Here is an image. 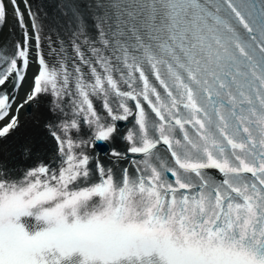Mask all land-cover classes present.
<instances>
[{
	"label": "snow or ice",
	"instance_id": "1",
	"mask_svg": "<svg viewBox=\"0 0 264 264\" xmlns=\"http://www.w3.org/2000/svg\"><path fill=\"white\" fill-rule=\"evenodd\" d=\"M64 7L71 55L46 54L29 0H0V32L21 30L0 46V141L43 107L55 144L0 162V264H264V0Z\"/></svg>",
	"mask_w": 264,
	"mask_h": 264
},
{
	"label": "bare ground",
	"instance_id": "2",
	"mask_svg": "<svg viewBox=\"0 0 264 264\" xmlns=\"http://www.w3.org/2000/svg\"><path fill=\"white\" fill-rule=\"evenodd\" d=\"M29 3L32 6V10L37 13L38 16V23L41 25L42 31L41 36L43 39V51L47 54L49 52L50 47H57L56 38L51 31L50 26L45 20L44 17V6L37 2V0H29ZM36 3V4H35ZM21 9H24V4H20ZM27 13H25V20L27 21ZM14 33V34H13ZM17 41L21 39V30L18 26H14V21L12 20L11 16H9L8 22L4 25L2 32H0V43H3L6 40ZM67 55H70L69 53ZM36 71V65L30 64V67L27 71V78L24 81L22 87L18 89L16 92L10 91L13 95L17 97L16 104L20 103L24 97L25 93L29 91L32 82L33 73ZM15 111V104H13V112ZM46 111L42 107L40 110L36 108H24L20 110L19 116L21 120V127L17 130L16 139L12 142V147L15 145V141L19 144H29L27 140L31 139L33 147L36 146L37 142L42 140L41 138V131L40 128L37 127L34 123L35 118L41 113ZM28 138V139H27ZM4 161V160H3ZM11 167L14 166L16 168L21 167L19 161H14L10 164Z\"/></svg>",
	"mask_w": 264,
	"mask_h": 264
}]
</instances>
